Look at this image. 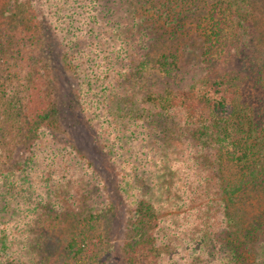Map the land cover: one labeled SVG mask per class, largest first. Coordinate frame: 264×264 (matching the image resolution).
Masks as SVG:
<instances>
[{
	"label": "trees",
	"instance_id": "1",
	"mask_svg": "<svg viewBox=\"0 0 264 264\" xmlns=\"http://www.w3.org/2000/svg\"><path fill=\"white\" fill-rule=\"evenodd\" d=\"M0 3L16 20L0 31V264H40L37 227L64 216L80 225L62 264H89L103 238L90 163L57 97V47L130 193L128 264H264V204L248 224L234 209L241 192L264 193V50L251 0ZM164 35L184 53L195 44V69L179 50L151 64ZM225 163L237 167L230 179Z\"/></svg>",
	"mask_w": 264,
	"mask_h": 264
},
{
	"label": "rangeland",
	"instance_id": "2",
	"mask_svg": "<svg viewBox=\"0 0 264 264\" xmlns=\"http://www.w3.org/2000/svg\"><path fill=\"white\" fill-rule=\"evenodd\" d=\"M251 8L254 13V35L257 42V46L264 50V0H251ZM1 5V3H0ZM19 12H21L19 10ZM13 14H10L6 8L0 6V31L5 26H15L16 20H13ZM20 17V15H15ZM160 23L163 24V21ZM167 28V27H166ZM160 38L157 44L153 46L151 64H156L159 58L169 54L171 51H178L183 56L185 63L190 65L192 69L196 68L198 63V54L193 48L189 51H184L178 48L176 39H170L168 35H164ZM181 38V37H180ZM181 45L183 39H180ZM57 47L56 52L53 55V63L55 65V81L57 86V97L61 101V108L65 112V126L68 128L69 133L72 134L74 142L78 150L90 163V172L93 178V189L96 194L94 195L95 203L100 207V217L97 222L94 231L101 233V243L96 246L95 254L92 259L88 260L89 264H128L126 259V249L128 246V233H129V214L131 213V207L129 199L127 198L130 193L124 192L121 188L123 184V176L120 174L117 163L111 159L112 152L109 153L108 147L104 146L103 140L105 133L103 129L99 128L97 131L95 127L88 123L86 116H84V93L78 88V81L76 74L72 73L70 69L64 66L61 61L60 52ZM154 66V65H152ZM154 70V69H152ZM120 97H117V102L114 107L116 113H120L118 101ZM122 112V111H121ZM10 129L6 132L10 133ZM107 138V136H106ZM143 140H150L153 144V135L142 137ZM110 142V141H109ZM138 142V141H137ZM158 142V141H157ZM168 143V142H167ZM155 144V143H154ZM113 150L117 152L120 148L111 145ZM152 147V146H151ZM156 156V154H154ZM155 161H152V165H149L148 169L151 172H156L157 166H153ZM237 171V167L225 163L223 165L222 176L230 179V177ZM175 171L171 172V176H174ZM162 176V175H161ZM156 182V181H154ZM149 186L145 187V190L156 191V188L151 189V186H155L148 181ZM96 197V198H95ZM111 205L108 204V200ZM264 204V193L260 188L247 189L239 194L236 199L234 209L242 216L246 224L253 221L259 216L261 207ZM196 211L191 210L187 218L181 222L186 223V220H190ZM187 221V222H188ZM80 222L75 219V216L66 217L62 219H56L50 227L47 225L44 227H37V232L45 234L44 243L37 244L38 242H31L32 248H39L38 261L45 264H62L67 258L71 260V251L69 250L67 243L78 231ZM184 225L178 230L181 234L185 229ZM47 228V231H43ZM188 229V228H186ZM20 231V230H19ZM27 233L26 231H24ZM46 232V233H45ZM35 234V232H34ZM23 234L19 235L18 241L22 243ZM30 241V239H29ZM27 247L29 243H26ZM4 252L1 255L4 256ZM8 264H19L13 262L12 258L7 259ZM23 264V263H22Z\"/></svg>",
	"mask_w": 264,
	"mask_h": 264
}]
</instances>
